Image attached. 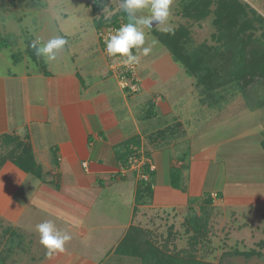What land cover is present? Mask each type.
<instances>
[{
	"label": "rangeland",
	"instance_id": "374dc122",
	"mask_svg": "<svg viewBox=\"0 0 264 264\" xmlns=\"http://www.w3.org/2000/svg\"><path fill=\"white\" fill-rule=\"evenodd\" d=\"M190 1L173 0L169 22L174 29L180 26L187 29L185 52L192 59L203 57V67L210 68L212 75L206 76L204 70L192 72L176 60L172 51L161 42L157 26L150 24L144 26L146 42L142 47H151V52L148 55H143L142 50L135 53L140 57L136 67L141 88L134 93L123 91L129 97L143 96L136 113L139 114L138 118L147 119L151 128L158 127L159 122L163 121L162 118H154L155 106L160 102L158 114L162 113V104L165 103L164 107L172 106L173 116L180 123H175L170 115L168 121L172 123L164 131L170 135L160 143L166 149L161 151V155H153L148 150L146 154L156 168V161H159L165 182L170 176L164 170L169 168L171 155L178 151L181 153L179 156L187 159L186 165L190 163L192 152L196 153L197 158L214 160V163L206 161L202 164L197 161L191 166L193 171L188 166L189 172L185 176L187 184L193 178L195 191L203 192L209 187L205 197L211 195L212 201H204L203 207L198 201H193L190 204L192 213L184 216V219L168 220L167 224L154 221L155 232L146 239L150 242V248H155V253L162 258L179 253L181 257L190 255L215 264H264V150L260 143L264 138V104L259 105L264 100V86L255 84L246 89L235 77L240 61L238 51L244 37L250 35L248 41L254 40L256 44L257 40L264 41V0H240L256 11L253 13L248 8L255 27L247 32L248 35L230 32L233 34L230 39L225 35L228 34L227 30L224 31L215 22V3L211 7L213 12L196 18L186 13L185 5ZM122 4L123 0H0V36L8 43L0 48V77L6 82L10 114L17 111L16 92L23 99L21 89H14V86L20 85L12 73H18L26 64L34 72L74 70L79 66L78 70L83 73L99 61L117 80L108 64L105 65V55L98 39V30L103 25L98 24H108L115 16L117 20L127 23V13L123 11ZM149 14L148 9L136 13L138 17ZM57 35L64 36L68 43L57 53L55 61H45L43 57L33 59L28 54L29 42L38 38L46 42ZM116 80L112 83L114 88L119 83ZM181 127L185 132L192 133V149L187 147V141L181 139L186 138L178 133ZM173 139L176 143L169 146ZM17 141L22 143L20 139ZM5 154L9 155V147L0 135V156ZM174 159L179 161L178 158ZM130 171L132 169L125 176ZM133 172L130 173V182L132 176H138L136 171ZM8 181L0 167V192L3 191V199L0 198V264L40 262L45 253L39 255L45 248L39 242L36 225L48 219L39 216V206L32 204V209L37 212H31L30 223L38 236L34 240L31 234L16 226L17 223L9 219L11 215L1 205L15 192L16 187ZM115 192L113 187H109L98 194L102 203L100 212L95 214H98L96 218H99L101 231L109 232L113 236L112 241L119 232L112 210L118 200ZM193 194L191 198L195 197H192ZM19 197L23 198V194L20 193ZM189 219L195 220L198 227L193 226L194 222L190 226V222H187ZM73 239L76 244L84 240L78 234Z\"/></svg>",
	"mask_w": 264,
	"mask_h": 264
},
{
	"label": "crops",
	"instance_id": "0c3cea01",
	"mask_svg": "<svg viewBox=\"0 0 264 264\" xmlns=\"http://www.w3.org/2000/svg\"><path fill=\"white\" fill-rule=\"evenodd\" d=\"M78 69L34 72L26 64L18 73H12L20 82V86H14V89H21L23 99L16 92L18 107L11 114L6 82L0 77V135L16 134L22 144H28L35 167L40 172L39 176L27 172L8 160L1 169L6 173L8 183L16 188L13 196L1 205L11 215L9 219L33 238L37 231L32 230L30 218L31 212L37 210L32 209V204L39 206V216L54 220L60 230L72 236L63 253L49 256L44 249L39 256L45 253V257L34 264H157L156 259L148 257L149 247L146 246L150 244L146 238L155 232L153 222L159 220L167 224L168 220L184 219L192 213L190 204L193 201H198L202 207L205 205L209 187L203 192L195 191L193 178L187 184L185 176L189 169L193 171L191 166L197 161L202 164L206 161L214 163V160L197 158L192 152L190 163L186 165L187 159L179 156L178 151L171 155L169 168H165L164 173L168 171L170 176L174 169H180L179 187L172 185L170 177L167 182L162 180L163 168L160 170L159 161H156L157 169L151 180H140L134 175L133 182H130V173L135 170L128 176L120 173V167L126 161V144L132 141L131 146H138L145 154L148 150L153 155H161L166 147L160 143L170 135L164 132L172 123L168 121L170 115L175 123L180 122L173 116L172 106L164 107L165 103L162 104V113L158 114L159 102L155 106L154 118L163 121L158 127L151 128L149 121L138 118L136 113V108L143 102L142 95L141 98L127 96L119 83L114 88L112 83L116 79L99 61L86 72L81 73ZM178 133L186 137L181 139L190 147L194 142L192 133L185 132L182 127ZM170 142L169 146L176 143L175 139ZM140 182L151 184L152 191L148 193ZM109 187H113L114 192L118 189L115 192L118 200L112 210L119 232L113 241L109 232L101 231L99 218H96L98 214L95 215L100 212L102 203L98 194ZM191 192L195 200H191L194 199ZM20 193L23 198L19 197ZM140 193L142 196L138 197ZM77 234L84 240L76 244L73 236ZM130 234L137 239L131 241L135 248L123 249L120 244ZM119 247L121 251H118Z\"/></svg>",
	"mask_w": 264,
	"mask_h": 264
},
{
	"label": "trees",
	"instance_id": "16d2710c",
	"mask_svg": "<svg viewBox=\"0 0 264 264\" xmlns=\"http://www.w3.org/2000/svg\"><path fill=\"white\" fill-rule=\"evenodd\" d=\"M214 3L216 4V8L214 10V13L216 15L215 22L220 27H223L224 31L227 30L228 34L225 35L228 36L229 39L230 36H233V34H231L230 32H235L239 35L247 34L249 30H252L255 27L253 23L254 21L250 16V11H248V8H251L249 7L250 5L240 0H191L185 5V8L187 10L186 13L187 15L196 18H202L204 17V15L207 16L208 14L213 12L211 7ZM251 10L253 13H256V11L252 8ZM117 18L118 17L115 16L112 21H116ZM104 23L105 22H100L98 26H102L104 25ZM158 35L161 39V42L172 51L174 58L183 63L192 72L204 70L207 72L206 76L212 75V70L210 68L206 69V66L203 67V57L192 59L193 57L185 52L184 43L186 41L185 38L188 35L187 29L185 27L180 26L179 28L174 29L172 33H163L159 31ZM249 37L250 35L244 37V39L240 43V48L238 51L240 61L238 62L237 71L235 72L236 80L240 81V85L246 89L247 87L255 84L264 86V41L257 40L256 44L254 40L248 41ZM32 43L33 42H29L27 46L28 54H30L33 59H37L38 56L35 54V50L31 47ZM7 45L8 43L5 41V39L0 36V48ZM260 104H264V100L259 102V105ZM2 137L9 147V155L5 154L0 156V167L8 160H11L25 171L32 172L35 175L39 176L40 172H38V168L35 167V162L33 160V154L30 146L28 144H22L20 141H17L18 138L11 135H3ZM260 143L264 150V138ZM131 144L132 141L126 144L127 147L124 151L125 156L131 153ZM155 172L156 171H150L151 176H154ZM170 180L174 187H179L180 169H174L170 173ZM140 185H142L141 187L145 185V187L143 188L147 190L148 193L152 191L151 184L146 185L144 184V182H140ZM219 194L220 193H218V195ZM141 196V193L138 194V197ZM206 199L208 202H211L212 196L209 195ZM193 219H189L187 222H190V226H192V223L194 222L193 226L198 227L199 224H195L196 218L195 220ZM134 239L136 238H132V234L126 236L124 241L120 244V247H122L123 249L131 247L132 249L135 248V245L132 246L131 242ZM120 247L118 248V251H121ZM148 247V257H150V259L152 260L156 259L155 262L157 264H215L198 260L196 258L190 257V255H184L181 257L178 255L179 253L177 255H168L162 258L155 253V248L151 249L149 245Z\"/></svg>",
	"mask_w": 264,
	"mask_h": 264
},
{
	"label": "clouds",
	"instance_id": "9594fccd",
	"mask_svg": "<svg viewBox=\"0 0 264 264\" xmlns=\"http://www.w3.org/2000/svg\"><path fill=\"white\" fill-rule=\"evenodd\" d=\"M173 0H123L122 8L127 13L128 22L122 24L114 33H110L106 41V51L110 56L123 57L124 66L138 64L140 57L135 54L141 51L143 55L151 52V47H142L146 42L144 26L155 24L157 30L172 33L174 28L170 21ZM148 9L149 15L137 16L138 10ZM110 19V17H105ZM68 43L64 36L57 35L46 42L39 38L31 44L38 57L45 61H55L57 53ZM135 50V51H134ZM39 242L51 256L65 251L66 244L72 239L67 231L60 230L54 221L46 220L36 225Z\"/></svg>",
	"mask_w": 264,
	"mask_h": 264
},
{
	"label": "built area",
	"instance_id": "2783aa9c",
	"mask_svg": "<svg viewBox=\"0 0 264 264\" xmlns=\"http://www.w3.org/2000/svg\"><path fill=\"white\" fill-rule=\"evenodd\" d=\"M122 24H125V22L121 20L111 21L108 24H104L103 27L98 30V39L100 40L106 63L108 64L109 69H111V72L116 76L121 88L134 93L141 88L136 64L124 66L123 57L118 55L110 56L106 51V41L109 34L114 33ZM131 148L132 151L126 158L127 161L120 167V173L125 175L128 170L132 169L137 172L140 180L149 181V179H151L150 171H156V166L141 148H138L136 145H132Z\"/></svg>",
	"mask_w": 264,
	"mask_h": 264
}]
</instances>
